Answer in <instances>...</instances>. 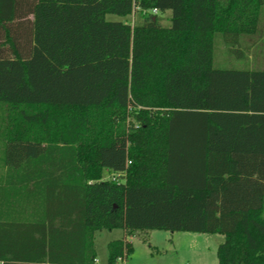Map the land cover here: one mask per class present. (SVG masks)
Listing matches in <instances>:
<instances>
[{
  "label": "trees",
  "instance_id": "1",
  "mask_svg": "<svg viewBox=\"0 0 264 264\" xmlns=\"http://www.w3.org/2000/svg\"><path fill=\"white\" fill-rule=\"evenodd\" d=\"M263 16L264 0H0V263L98 264L96 232L121 229L219 234L218 264H264ZM106 249L123 264L132 244Z\"/></svg>",
  "mask_w": 264,
  "mask_h": 264
},
{
  "label": "rangeland",
  "instance_id": "2",
  "mask_svg": "<svg viewBox=\"0 0 264 264\" xmlns=\"http://www.w3.org/2000/svg\"><path fill=\"white\" fill-rule=\"evenodd\" d=\"M170 17L169 11L157 15L160 25L165 28L170 26ZM106 20L127 22L132 26L142 23V17L137 12L124 18L106 15ZM221 57L222 54L219 58ZM258 59L264 61V54L259 55ZM3 112L4 109L0 106V123ZM111 176L105 173L103 179L110 180ZM124 237L132 244L131 253L124 264H218L217 248L224 241V237L219 234L147 230L127 235L121 229L102 230L96 232L94 237L96 262L106 264L107 243Z\"/></svg>",
  "mask_w": 264,
  "mask_h": 264
},
{
  "label": "crops",
  "instance_id": "3",
  "mask_svg": "<svg viewBox=\"0 0 264 264\" xmlns=\"http://www.w3.org/2000/svg\"><path fill=\"white\" fill-rule=\"evenodd\" d=\"M261 22L264 23V16L261 18ZM159 24H160V22H159ZM260 33H261V35L258 38H256L257 44L254 46V48H256V47L262 48L261 51L258 52V55H263L264 54V51H263V49H264V43H262V42H264V27L261 29V32ZM262 51H263V53H262ZM263 207H264V205H263Z\"/></svg>",
  "mask_w": 264,
  "mask_h": 264
},
{
  "label": "built area",
  "instance_id": "4",
  "mask_svg": "<svg viewBox=\"0 0 264 264\" xmlns=\"http://www.w3.org/2000/svg\"><path fill=\"white\" fill-rule=\"evenodd\" d=\"M151 13L152 14H157V11L155 10V9H153L152 11H151ZM121 176L122 175H120V174H117V175H112L111 177V180H113V181H118V180H120L121 179ZM1 264V263H0Z\"/></svg>",
  "mask_w": 264,
  "mask_h": 264
}]
</instances>
